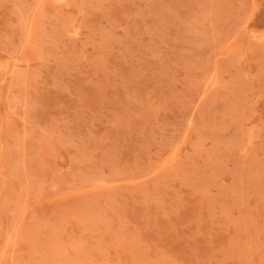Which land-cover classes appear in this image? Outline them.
Returning <instances> with one entry per match:
<instances>
[{
  "label": "rangeland",
  "instance_id": "rangeland-1",
  "mask_svg": "<svg viewBox=\"0 0 264 264\" xmlns=\"http://www.w3.org/2000/svg\"><path fill=\"white\" fill-rule=\"evenodd\" d=\"M0 264H264V0H0Z\"/></svg>",
  "mask_w": 264,
  "mask_h": 264
}]
</instances>
